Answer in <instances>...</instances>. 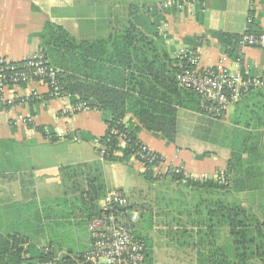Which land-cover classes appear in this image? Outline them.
Masks as SVG:
<instances>
[{
    "label": "crops",
    "instance_id": "0c3cea01",
    "mask_svg": "<svg viewBox=\"0 0 264 264\" xmlns=\"http://www.w3.org/2000/svg\"><path fill=\"white\" fill-rule=\"evenodd\" d=\"M167 1L184 0H0V56L13 64L24 62L39 50V35L46 22L61 27L77 41L94 42L107 40L134 18L148 19L155 14L164 18L160 27L166 39L161 37L163 48L171 58L179 49L187 48L197 51L201 69L212 68L222 61L229 70L237 71L235 62L222 54L221 46L209 33L241 35L251 20L264 32V0H205L203 8L193 5L183 10L160 9ZM142 25L140 31L148 32L149 27ZM241 56L244 74L264 80V50L245 48ZM78 60L80 68L73 72H65L60 67L55 69L66 83H78L81 89L95 80L88 77H93L90 71L93 66L84 69L81 64L84 62ZM33 91L43 98L24 100ZM47 94L46 85L38 82L9 87L3 96L15 101L11 106H0V231L18 234L38 247L46 246L51 233L61 229L52 231L49 225L63 220L47 218H56L73 203L62 201L65 191L61 169L100 162L96 149L107 131L102 112L91 110L65 119L60 116L62 102L48 98ZM233 111L231 108L223 119L216 120L178 109L172 144L160 134L144 129L136 135L142 144L162 155L173 167H183L209 179L217 171L226 172L230 168L232 188L227 192L195 190L169 178L147 183L142 177L147 171L133 159L127 164L100 163L106 192H123L130 203L148 207L153 224L156 221L157 226L153 225L144 233L152 264H163L156 253L168 245L177 257L174 259L177 264H198L197 257L208 256L207 243L213 241L212 234L201 228L205 232V235L201 232L204 244L197 245L199 229L194 226L199 221L194 207L202 200L220 198L248 208L264 220V130H247L232 124ZM24 119L32 122L24 124ZM122 121L127 127L138 126L131 115H126ZM61 129L68 134L63 140L57 139ZM165 182H171L173 189H182L170 198L163 188ZM153 193L168 196L158 198L153 197ZM177 203L181 205L178 209ZM173 205L176 206L174 213ZM21 222L26 223V228H18ZM64 222L67 223L65 228L70 227L72 232L81 227L85 229L79 239L81 245L74 247L73 241L63 246L55 234L59 246L54 249L58 255L68 250L83 255L90 248L87 224L71 216ZM218 233L230 241L226 229L217 232L216 241Z\"/></svg>",
    "mask_w": 264,
    "mask_h": 264
},
{
    "label": "trees",
    "instance_id": "16d2710c",
    "mask_svg": "<svg viewBox=\"0 0 264 264\" xmlns=\"http://www.w3.org/2000/svg\"><path fill=\"white\" fill-rule=\"evenodd\" d=\"M161 22H164L161 15L151 14L148 19L137 17L128 21L121 31L107 40L94 42L77 41L61 27L49 22L44 24L39 35L38 51L47 66L73 72L75 68H80L78 59L84 62L81 63L84 69L93 66L90 70L93 77H88L93 78L95 83L81 89L78 83H66L62 74L58 73L62 91L69 95L71 103H83L91 110L102 112L107 124L105 135L98 141V145L104 149L100 162L61 169V182L65 191L62 201L64 204L73 203L56 215V218L46 215L50 217L47 219L63 220L49 225L50 230L65 228L67 223L64 221L70 216L79 219L82 224H88L92 218L104 212L106 189L100 163L127 164L130 159L136 160L141 144L136 135L141 129L160 134L172 144L178 109L209 117L201 106L200 97L192 90L179 86L177 75L182 69L189 68V65L185 60L179 61L175 55L171 58L163 48V39L166 38L162 39L158 33V26L163 24ZM142 24L149 27L148 32L140 31ZM262 33L264 32L256 22L251 20L243 34ZM209 36L221 46L222 54L235 62L238 66L237 72L243 80L252 78L246 76L243 70L244 61L238 48L242 34L211 32ZM101 71L103 74H100ZM262 81L261 87L248 86L240 100L229 108L234 109L230 121L232 124L247 130H264V80ZM77 93L78 98L75 97ZM227 113L221 118H209L223 119ZM126 115L135 118L138 126H125L122 120ZM112 129L125 136L123 147L119 145L117 135L112 134ZM50 136L54 140V136ZM100 151L101 148L97 146L96 154L99 155ZM119 152L121 155H118ZM229 171L230 168L224 172L226 180L223 184L212 178L204 182L183 183L179 177L174 176L171 181L183 183L195 190L227 192L232 188ZM152 176L149 170L142 174L147 183L162 180ZM194 208V215L199 220L194 225L199 229L197 245L204 244L201 241V232L204 234L206 229L213 238V241L207 243L208 256L197 257L198 264H264V220L257 218L250 209L227 203L220 198L202 200ZM118 210L125 214L129 211L139 212V220L131 225V229L134 238L144 243V264H152L151 251L144 236L153 227L148 207H138L129 202L127 207ZM201 228L204 230L201 231ZM223 228L227 230L231 240L230 246L226 248L219 246L216 241L217 232ZM56 241L55 237L49 239L46 246L38 247L18 234H4L0 231V264H87L84 263L82 254L76 255L72 250L58 255L54 249V246H59Z\"/></svg>",
    "mask_w": 264,
    "mask_h": 264
},
{
    "label": "built area",
    "instance_id": "2783aa9c",
    "mask_svg": "<svg viewBox=\"0 0 264 264\" xmlns=\"http://www.w3.org/2000/svg\"><path fill=\"white\" fill-rule=\"evenodd\" d=\"M205 0L167 1L160 5V9L175 7L183 10L193 5L204 7ZM162 35L161 27H158ZM239 51L245 48H257L264 50V33L260 35L242 34L238 43ZM175 58L185 60L189 68L182 69L177 75L180 87L187 88L196 93L201 99V106L206 115L212 118H221L229 108L237 103L248 86L261 87L263 81L256 77L243 80L237 71L229 70L222 61L208 69L200 68L199 54L197 51L181 48L175 53ZM180 67V65H179ZM235 67L238 66L235 64ZM59 71L47 66L39 51L30 55L21 64H13L5 57L0 56V106H11L15 99H6L3 96L5 89L9 87L26 86L32 82L46 85L48 98L62 102L60 116L68 119L74 115L91 111L83 103H71L69 95L64 93L58 79ZM43 97L36 91L30 93L24 100H40ZM24 124L31 123V119L22 120ZM117 135L119 145L124 146L123 133L111 130ZM68 136L67 131L60 130L57 139L63 140ZM75 140V138H74ZM99 152L98 159L102 160L103 147ZM136 161L146 171H151L154 177L166 179L179 177L183 183L204 182L209 178L204 174L192 173L183 167H173L158 153L151 151L144 144H140L139 152L136 153ZM219 184L225 183V173L217 171L212 178ZM127 197L119 190L106 192L103 208L104 212L92 218L88 226L90 236V248L83 254L84 263L87 264H144L145 246L143 241L134 238L131 225L139 220V212H119V208L127 207Z\"/></svg>",
    "mask_w": 264,
    "mask_h": 264
},
{
    "label": "rangeland",
    "instance_id": "374dc122",
    "mask_svg": "<svg viewBox=\"0 0 264 264\" xmlns=\"http://www.w3.org/2000/svg\"><path fill=\"white\" fill-rule=\"evenodd\" d=\"M172 187H174V186L172 185L171 182H165L164 185H163V188L168 193V195H170V198H171V195L176 196V193L179 192V189L180 190L182 189V188L178 189L177 187H176V189L175 188L173 189ZM168 195H166V194H157V193H153L152 194L153 197H158V198L159 197H163V196H168ZM211 200H213V199H211ZM176 206H177V209H178V207H181V205L179 203H177ZM173 207H174V205H173ZM175 207L172 210L173 213L176 211ZM177 212H178V210H177ZM153 225L157 226L156 225V221L154 222ZM171 225L173 227H175L176 223L171 222ZM179 226L180 225H178L177 227H179ZM18 228H20V229L26 228V223L25 222L19 223ZM181 228H183V226H181ZM58 230H59L58 233H51V234H53L51 236V239H54L55 238V234H56V235L59 236L58 242L63 244V246L70 245L74 241L73 246L74 247H77V246L80 247L81 243H80L79 239H81L82 236H84V234H85V232H84L85 229L83 227H81L80 229L76 230L75 232H72L70 227L61 228V229H58ZM217 240H218L217 241L218 245L226 244V245L230 246V244H231V240L228 242V240L226 238H224V239L222 238L221 234H219V238ZM75 243H77V244H75ZM159 250H160L159 253L157 252L156 255L158 254V256H159V258H161L163 264H177L175 262V260H174L177 257H174V252L171 249V246L168 245V247H164V248L159 249Z\"/></svg>",
    "mask_w": 264,
    "mask_h": 264
},
{
    "label": "water",
    "instance_id": "95a60500",
    "mask_svg": "<svg viewBox=\"0 0 264 264\" xmlns=\"http://www.w3.org/2000/svg\"><path fill=\"white\" fill-rule=\"evenodd\" d=\"M169 180H171V178H169Z\"/></svg>",
    "mask_w": 264,
    "mask_h": 264
}]
</instances>
